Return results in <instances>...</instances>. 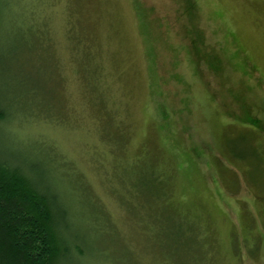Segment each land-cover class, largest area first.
<instances>
[{"label":"rangeland","instance_id":"obj_1","mask_svg":"<svg viewBox=\"0 0 264 264\" xmlns=\"http://www.w3.org/2000/svg\"><path fill=\"white\" fill-rule=\"evenodd\" d=\"M189 1L0 0V130L70 264H264V0Z\"/></svg>","mask_w":264,"mask_h":264},{"label":"trees","instance_id":"obj_2","mask_svg":"<svg viewBox=\"0 0 264 264\" xmlns=\"http://www.w3.org/2000/svg\"><path fill=\"white\" fill-rule=\"evenodd\" d=\"M187 1L192 17L194 6ZM10 111L0 104V125ZM21 154L7 146L0 130V264H70L83 258L45 161ZM147 188L152 196L153 184Z\"/></svg>","mask_w":264,"mask_h":264}]
</instances>
